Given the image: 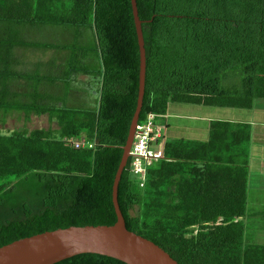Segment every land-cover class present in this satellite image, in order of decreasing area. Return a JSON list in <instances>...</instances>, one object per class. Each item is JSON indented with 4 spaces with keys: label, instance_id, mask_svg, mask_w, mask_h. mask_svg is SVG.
<instances>
[{
    "label": "trees",
    "instance_id": "trees-1",
    "mask_svg": "<svg viewBox=\"0 0 264 264\" xmlns=\"http://www.w3.org/2000/svg\"><path fill=\"white\" fill-rule=\"evenodd\" d=\"M138 8L147 56L141 122L156 113L168 126L161 117L176 102L252 108L264 99V0H138ZM50 24L71 28L77 42L89 39V29L97 38L95 50L81 42L54 86L71 91L87 75L95 107L58 99L44 106L37 98L45 99L44 71L35 100L15 103L29 94L16 83L24 87L33 77L17 50L35 44L24 40V30ZM140 71L132 0H0V120L25 110L28 118L48 113L58 124L0 129V247L59 228L117 222L114 184L138 107ZM252 132L249 122L225 119L213 120L204 142L170 140L164 132L156 145L164 156L149 166L145 185L130 162L122 175L119 203L128 229L180 264H264V209L256 239L248 242L247 234L255 217L248 213ZM80 137L97 144L77 149L67 140ZM55 264L128 263L82 253Z\"/></svg>",
    "mask_w": 264,
    "mask_h": 264
},
{
    "label": "rangeland",
    "instance_id": "rangeland-1",
    "mask_svg": "<svg viewBox=\"0 0 264 264\" xmlns=\"http://www.w3.org/2000/svg\"><path fill=\"white\" fill-rule=\"evenodd\" d=\"M88 32L90 33V37L88 40L87 38H83L77 42L76 37L71 33V28L65 26H53L52 24H50L45 27L40 25V27L38 28L32 26V28L24 30V40L29 41L27 43L35 44L33 46H29L30 49L27 52L28 55L25 58L27 61H23L25 63L29 62V67H22V70H25L27 73L32 74L33 77L31 79H28L26 83H24V87L22 86L23 84L16 83L18 85L17 90L20 93L28 92L29 94H25L24 97L20 96L17 101H15V103L26 106L25 101H31V99L35 100L34 93L36 91L34 89V86L37 83L36 81L40 80L39 76H41L42 71H44L43 74L46 77L41 81V83L44 88L43 94L45 95V99L42 100V95L40 96V94L37 93L38 100L44 106L53 105V101H56V99H58L61 105L68 103L71 106L92 108L95 107L96 93L90 92V90H94L87 86V84L90 83V77L84 75L83 73L76 78V82L79 83H75L71 91H68V88L65 84L54 87L57 83H62V80L64 79L63 72L64 70L70 68L73 55H75L74 53H76L74 52L75 49L78 51H82L79 47L81 42L86 41V43L83 44V46L86 47L85 49L90 47L91 49L95 50V48H97V38L94 37V33L91 29H89ZM48 44L49 46H47ZM51 44H54V47L62 44H66L68 46L59 50L58 48L51 49ZM45 47L49 49H45ZM92 52L94 53L93 50ZM29 58H32V60L29 61ZM38 61H40V63L42 62V66H35V68H33V65H35ZM89 62V60L85 59L83 62L84 66H89ZM53 78H55L56 82L55 84H50L52 82L50 80H53ZM83 81L86 82V84L82 83ZM21 82L23 81L21 80ZM73 93L74 96H72ZM8 103L9 102H7L6 105ZM13 105L14 104L11 103L7 106ZM171 107H177L179 109V113L181 114L174 115V109L169 108V114L163 115L161 117V120L163 122H168L166 123L168 124V126L165 127V132H167L169 137H174V135H177L175 133L173 134V130H175L176 128L179 136L183 135L185 136L184 138H187L189 140L204 142L205 140L210 138V134L206 133L205 127L207 126V122H209V119L211 118H232L241 119L242 121H250L253 119L256 120V123L258 122V124L256 125L258 129H256V131L254 129L253 145H255L256 147L254 146L255 149L253 148V155L256 154L255 150L257 151V153L260 150V155H264V99H259L258 104L253 105V108H260V111H255L249 108L216 107L206 106L203 104L197 105L180 102L172 104ZM23 111L24 113L26 112L25 110ZM24 113L16 112L14 114H9L6 121L4 119L0 120V129L3 131H10L17 128L33 130L36 128L48 129L50 127H58L56 120H51L48 113L40 115L36 112H33L29 118ZM178 122H180V124H177ZM207 136L208 138H205ZM261 156H259L260 158H258L255 155V173H253L251 183V186L253 188L255 187V189H251L248 199V213L250 214V216H252L253 214V216H255L250 218V228L247 226V229L249 230L247 233L249 237L248 242L254 241L256 239L255 237H257L256 234L258 232V229L260 228L262 216L260 214V211L264 209V173H262L263 171L260 169V167L264 164V157ZM136 211L137 209L134 210V213H136Z\"/></svg>",
    "mask_w": 264,
    "mask_h": 264
},
{
    "label": "water",
    "instance_id": "water-1",
    "mask_svg": "<svg viewBox=\"0 0 264 264\" xmlns=\"http://www.w3.org/2000/svg\"><path fill=\"white\" fill-rule=\"evenodd\" d=\"M141 51L140 94L114 184L118 220L113 225L70 226L35 234L0 247V264H55L82 253H98L128 264H180L154 241L128 229L119 203V185L127 167L146 92L147 56L138 0H132Z\"/></svg>",
    "mask_w": 264,
    "mask_h": 264
},
{
    "label": "built area",
    "instance_id": "built-area-1",
    "mask_svg": "<svg viewBox=\"0 0 264 264\" xmlns=\"http://www.w3.org/2000/svg\"><path fill=\"white\" fill-rule=\"evenodd\" d=\"M165 132V126L159 120L156 113H150L146 120L137 124L133 144L130 150L129 162L130 171L138 179L141 186H144L147 179L148 168L155 161L164 156L163 149L156 147ZM77 149L94 148L96 140L82 138H67Z\"/></svg>",
    "mask_w": 264,
    "mask_h": 264
},
{
    "label": "crops",
    "instance_id": "crops-1",
    "mask_svg": "<svg viewBox=\"0 0 264 264\" xmlns=\"http://www.w3.org/2000/svg\"><path fill=\"white\" fill-rule=\"evenodd\" d=\"M29 49H30V47H26V49H25V47L23 46V47H19L17 50H18V52H19V55H20V57L22 58V59H25L26 58V56L28 55L27 54V52L29 51ZM47 49V48H46ZM49 49V48H48ZM52 49V48H51ZM31 55H32V53H31ZM30 60H32V58H29V61ZM36 60V59H35ZM24 61H27L26 59L24 60ZM28 67H29V62H28ZM33 68H35V65H33ZM256 104H258V100H257V102H256ZM178 108H179V106H178ZM177 107H171V109H174V115H180L181 113H179V109H178ZM238 108V107H237ZM249 109H252V110H259L260 111V108H249ZM167 114H169V112L167 113ZM217 118H211V119H209V122H207V126L205 127V130H206V133L207 134H211V125H212V122H213V120H216ZM224 120V119H223ZM225 120H231V121H235V122H249V123H251L252 124V129H253V132H252V142L254 141V129H255V131H256V129H258V127L256 126L257 124H258V122L256 123V120H244V121H242L241 119H228V118H225ZM166 123H168V122H166ZM177 124H180V122H178ZM181 131V130H180ZM178 131H176V128H175V130H173V134L175 133V134H177L176 136L174 135V137H169L168 136V134H167V132H166V138L167 139H170V140H180V139H182V138H184L185 136H183V135H181V136H179L178 135V133H177ZM165 134V133H164ZM209 136V135H208ZM208 136L207 137H205V138H208ZM208 140V139H207ZM207 140H205V141H207ZM254 146L255 145H252V156H257L258 158H260L259 156H261L260 155V150H259V152L257 153V151L255 150V155H253V148H254ZM256 147V146H255ZM255 149V148H254ZM259 155V156H258ZM261 157H264V155L263 156H261ZM260 169L263 171H261L262 173H264V164H263V166H261L260 167ZM263 175V174H262ZM264 176V175H263Z\"/></svg>",
    "mask_w": 264,
    "mask_h": 264
},
{
    "label": "clouds",
    "instance_id": "clouds-1",
    "mask_svg": "<svg viewBox=\"0 0 264 264\" xmlns=\"http://www.w3.org/2000/svg\"><path fill=\"white\" fill-rule=\"evenodd\" d=\"M128 163H129V160H128ZM128 165V164H127Z\"/></svg>",
    "mask_w": 264,
    "mask_h": 264
}]
</instances>
